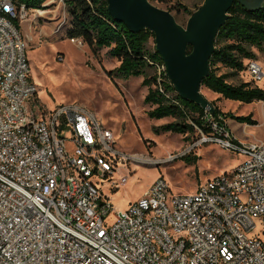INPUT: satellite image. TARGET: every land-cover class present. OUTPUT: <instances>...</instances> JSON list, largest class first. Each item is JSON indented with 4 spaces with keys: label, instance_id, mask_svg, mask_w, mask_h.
<instances>
[{
    "label": "built area",
    "instance_id": "built-area-1",
    "mask_svg": "<svg viewBox=\"0 0 264 264\" xmlns=\"http://www.w3.org/2000/svg\"><path fill=\"white\" fill-rule=\"evenodd\" d=\"M42 10L0 0V264H264V139L239 143L221 116L207 114L198 144L243 156L231 174L191 196L159 177L112 218L102 184L125 158L113 133L77 104L31 109L37 88L15 22ZM149 64L159 93L181 107L162 86L164 66ZM244 66L249 83L264 81L259 62Z\"/></svg>",
    "mask_w": 264,
    "mask_h": 264
},
{
    "label": "rangeland",
    "instance_id": "rangeland-1",
    "mask_svg": "<svg viewBox=\"0 0 264 264\" xmlns=\"http://www.w3.org/2000/svg\"><path fill=\"white\" fill-rule=\"evenodd\" d=\"M202 1L168 0L165 4L154 5L170 9L176 21L185 26L188 13L195 11ZM177 5L185 9H179ZM42 11L46 13H32L19 24L26 45L30 78L37 88L31 109L37 115L49 116L60 107L77 104L113 133L114 147L125 158L118 161L116 174L102 184V193L113 205L112 218L116 212L124 211L129 204L140 199L159 177L168 183L173 195L191 196L208 180L224 173L231 174L244 161L243 156L218 145L198 144L202 136L196 128L187 133L186 138L172 133H156L157 127L178 119L148 117V112L155 106L144 103L148 88L142 85L143 77L110 78L107 72L118 67L119 62L107 55L108 49L94 53L80 39L81 46L78 42H71L66 35L70 18L62 0H51ZM153 46L151 39L149 47ZM251 52L254 60L264 68V47L251 48ZM216 72L227 75V81L232 85L251 82L244 72L232 73L219 66ZM257 87L264 90V81ZM201 93L223 115H251L257 122L256 127L244 132L243 123L226 119L228 130L239 143L264 139V103L241 104L225 100L204 87ZM169 155L177 157L167 162ZM123 176L127 177V182L119 187V179ZM258 228L264 230L261 225Z\"/></svg>",
    "mask_w": 264,
    "mask_h": 264
},
{
    "label": "trees",
    "instance_id": "trees-1",
    "mask_svg": "<svg viewBox=\"0 0 264 264\" xmlns=\"http://www.w3.org/2000/svg\"><path fill=\"white\" fill-rule=\"evenodd\" d=\"M29 10H42V5L49 0H15ZM70 18V28L66 35L71 40L80 39L92 52L108 49L107 55L116 59L119 66L107 72L110 78L143 77L142 85L148 88L144 103L155 106L148 112L150 119L176 118L155 129L156 133H172L186 136L195 128L204 135L210 130L205 126L207 114L197 105L181 100L162 72V86L179 105L172 104L157 90L156 69L154 65H163L154 46L149 47L153 34L147 30L131 33L127 28L114 21L107 12L106 0H62ZM152 4H165L168 0H149ZM200 6V5H199ZM198 6V7H199ZM179 9H185L177 5ZM196 7V9L198 8ZM195 9V10H196ZM171 12L170 9H166ZM189 16L192 12L188 13ZM228 19L215 39V50L210 57V73L203 80L202 87L219 95L225 100L251 104L264 102V90L251 83L232 85L227 81V75L218 74L216 67H223L232 73H242L245 69L244 60L254 59L251 48L264 47V6L255 12H248L235 0L228 11ZM15 25L19 27L18 22ZM191 48L188 47V52ZM214 113L208 115L224 121L230 118L248 126H256L257 122L248 116L223 115L213 104ZM183 108V109H182ZM190 120V123L187 120ZM220 123H222L220 121ZM186 138V137H185Z\"/></svg>",
    "mask_w": 264,
    "mask_h": 264
},
{
    "label": "water",
    "instance_id": "water-1",
    "mask_svg": "<svg viewBox=\"0 0 264 264\" xmlns=\"http://www.w3.org/2000/svg\"><path fill=\"white\" fill-rule=\"evenodd\" d=\"M234 1L203 0L185 26L180 25L171 12L149 0H106V3L109 16L129 32L147 30L153 34L154 49L178 97L213 115L214 106L201 93L202 82L210 73L209 61L215 50L216 35L226 23ZM236 1L248 12L264 6V0Z\"/></svg>",
    "mask_w": 264,
    "mask_h": 264
},
{
    "label": "crops",
    "instance_id": "crops-1",
    "mask_svg": "<svg viewBox=\"0 0 264 264\" xmlns=\"http://www.w3.org/2000/svg\"><path fill=\"white\" fill-rule=\"evenodd\" d=\"M262 90H263V89H262ZM260 103H264V102H260ZM239 107H241V106L239 105ZM256 126H257V125H256ZM256 126H248V125L244 124V125H243V131L246 132V131L249 130V128H254V127H256Z\"/></svg>",
    "mask_w": 264,
    "mask_h": 264
},
{
    "label": "bare ground",
    "instance_id": "bare-ground-1",
    "mask_svg": "<svg viewBox=\"0 0 264 264\" xmlns=\"http://www.w3.org/2000/svg\"><path fill=\"white\" fill-rule=\"evenodd\" d=\"M43 13H46V12H40L39 15H43Z\"/></svg>",
    "mask_w": 264,
    "mask_h": 264
},
{
    "label": "snow or ice",
    "instance_id": "snow-or-ice-1",
    "mask_svg": "<svg viewBox=\"0 0 264 264\" xmlns=\"http://www.w3.org/2000/svg\"><path fill=\"white\" fill-rule=\"evenodd\" d=\"M101 235H103V233H101Z\"/></svg>",
    "mask_w": 264,
    "mask_h": 264
}]
</instances>
